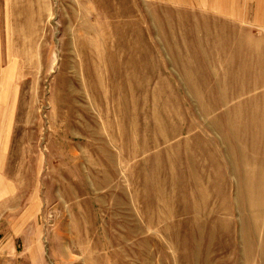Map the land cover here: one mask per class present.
<instances>
[{
  "label": "rangeland",
  "instance_id": "rangeland-1",
  "mask_svg": "<svg viewBox=\"0 0 264 264\" xmlns=\"http://www.w3.org/2000/svg\"><path fill=\"white\" fill-rule=\"evenodd\" d=\"M205 17L0 0V157L27 210L0 264H264L263 66L232 80Z\"/></svg>",
  "mask_w": 264,
  "mask_h": 264
},
{
  "label": "crops",
  "instance_id": "crops-1",
  "mask_svg": "<svg viewBox=\"0 0 264 264\" xmlns=\"http://www.w3.org/2000/svg\"><path fill=\"white\" fill-rule=\"evenodd\" d=\"M170 3L175 8L186 12L204 14L206 40H215L220 48L221 61L226 57V62L221 64V70L234 73L232 80L239 79L245 63L252 61V70L263 66L264 72V0H161ZM220 25V27H219ZM249 28L247 34L241 30ZM198 39H200L198 37ZM233 43V44H231ZM208 44L205 45V48ZM207 55V54H206ZM231 57V59H230ZM251 57V59H250ZM230 59V60H229ZM195 70V69H194ZM191 70V71H194ZM213 71V68H210ZM260 70V69H259ZM195 85V84H193ZM224 96L221 97L223 102ZM27 210L22 209L21 196L14 181L7 176L3 156L0 157V224L10 218L24 226V215ZM13 218V217H12ZM13 222L12 225L13 226ZM1 226V225H0ZM20 229V228H19ZM2 234L0 242H8L9 235Z\"/></svg>",
  "mask_w": 264,
  "mask_h": 264
},
{
  "label": "bare ground",
  "instance_id": "bare-ground-1",
  "mask_svg": "<svg viewBox=\"0 0 264 264\" xmlns=\"http://www.w3.org/2000/svg\"><path fill=\"white\" fill-rule=\"evenodd\" d=\"M264 199V186L261 185L258 189V196L254 197V205L257 212L261 210V201Z\"/></svg>",
  "mask_w": 264,
  "mask_h": 264
}]
</instances>
